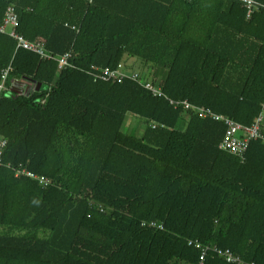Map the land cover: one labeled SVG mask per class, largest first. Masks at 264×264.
<instances>
[{
  "label": "trees",
  "instance_id": "16d2710c",
  "mask_svg": "<svg viewBox=\"0 0 264 264\" xmlns=\"http://www.w3.org/2000/svg\"><path fill=\"white\" fill-rule=\"evenodd\" d=\"M255 1L247 14L238 0H0V22L12 5L17 34L74 66L0 33V81L9 67L14 84L0 95V264H196L188 240L264 264L263 140L241 160L218 148L224 124L195 110L244 126L260 112ZM125 58L162 95L87 73ZM204 264L232 263L209 252Z\"/></svg>",
  "mask_w": 264,
  "mask_h": 264
},
{
  "label": "built area",
  "instance_id": "2783aa9c",
  "mask_svg": "<svg viewBox=\"0 0 264 264\" xmlns=\"http://www.w3.org/2000/svg\"><path fill=\"white\" fill-rule=\"evenodd\" d=\"M238 1H241L244 4V6L247 9V14H250L252 10H255L259 7V4L255 0H238ZM17 24H18V18L14 10V7L12 5H8L5 8L4 16L0 22V33L8 34L10 37H12L16 41V49L22 48L30 52H33L40 59H54L57 63L58 70L64 69L66 67L74 68V66L69 64V57H70L69 52H65L59 56H53L48 51H46L42 41H38V40L29 41L24 37H22L21 35L17 34L16 33ZM8 71H9V67H7L1 73L0 95L2 92L10 93L13 90L14 84H11L10 88H8L5 85ZM87 73L91 75L94 80L113 81V82L114 81L120 82L124 78H129L137 82L139 80V76L137 73H133L129 75L128 73L123 72L120 69V66L114 69L108 67L98 68L91 66V71ZM139 84L143 86L145 89L149 90L155 96L162 95L160 88L149 80L146 79L139 80ZM25 89L26 90L28 89L27 85ZM184 107L188 108L189 105L187 103H184ZM195 110L201 117L209 116L212 119L217 121L219 120L224 124L225 129L218 142V148L223 150L224 152L237 156L241 160H243L245 152L251 140L261 138L264 143V136H262V134L260 133L261 126L264 124V103L261 105L260 112L257 114V116L254 117L252 123L249 126H244L238 123L228 115L216 114L210 112L209 110L201 109L199 107H196ZM5 146H6V140L0 136V165L2 163L1 161ZM13 171L15 176H26L29 178H33L38 180L41 184H47L49 182L48 179H46L45 177L38 176L35 173L26 170L24 167L20 165L14 168ZM147 225L155 226V223L149 222ZM158 227L161 226L159 225ZM187 244L192 245L194 248L200 250L199 260L196 264H204L205 255L209 252L215 253L220 258L224 259L226 262L232 264H244V262H242L241 259L235 254H233L229 249L222 250L217 248L216 245L201 246L200 243L197 242V240L195 241L188 240ZM249 264H254V263L251 262Z\"/></svg>",
  "mask_w": 264,
  "mask_h": 264
},
{
  "label": "rangeland",
  "instance_id": "374dc122",
  "mask_svg": "<svg viewBox=\"0 0 264 264\" xmlns=\"http://www.w3.org/2000/svg\"><path fill=\"white\" fill-rule=\"evenodd\" d=\"M125 62H124V64H122L121 63V66H120V69L123 71V72H125V73H131V72H135V71H138V72H140V70H139V68H140V63H139V60H137L136 58H125V60H124ZM137 73V72H136ZM128 115V114H127ZM130 115V114H129ZM127 124H130L129 126H128V128L129 127H131V126H134L133 128H136V124H138L139 125V123H138V121H136L135 120V118H132V117H130V120H129V118H127V122H126V124L124 125V129L127 127ZM139 128H140V126H139ZM137 133H138V131L139 130H137V129H134Z\"/></svg>",
  "mask_w": 264,
  "mask_h": 264
},
{
  "label": "water",
  "instance_id": "95a60500",
  "mask_svg": "<svg viewBox=\"0 0 264 264\" xmlns=\"http://www.w3.org/2000/svg\"><path fill=\"white\" fill-rule=\"evenodd\" d=\"M39 87V86H38Z\"/></svg>",
  "mask_w": 264,
  "mask_h": 264
}]
</instances>
